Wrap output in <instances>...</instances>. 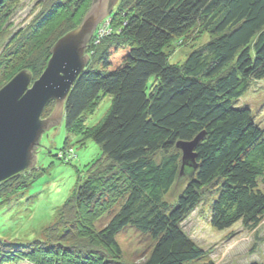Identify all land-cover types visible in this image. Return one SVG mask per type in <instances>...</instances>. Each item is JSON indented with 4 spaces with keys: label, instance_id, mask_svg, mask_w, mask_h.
Masks as SVG:
<instances>
[{
    "label": "trees",
    "instance_id": "1",
    "mask_svg": "<svg viewBox=\"0 0 264 264\" xmlns=\"http://www.w3.org/2000/svg\"><path fill=\"white\" fill-rule=\"evenodd\" d=\"M17 2L0 5V45L10 35L6 25ZM88 2L45 0L3 45L0 88L23 70L34 82L55 42L80 24ZM105 24L108 32L100 37ZM179 45L187 52L172 63L171 49ZM86 56L62 120L67 132L92 140L101 157L42 238L29 244L0 239V264H125L116 237L126 228L151 239L144 264H215L199 263L204 252L182 229L194 210L207 204L208 223L217 232L238 224L252 230L264 219V127L240 104L254 83L264 81V0H118L94 31ZM105 96L109 111L82 132L85 115ZM197 137L195 168L168 202L180 178L176 144ZM33 171L1 183L0 200L24 197ZM104 216L109 220L96 230Z\"/></svg>",
    "mask_w": 264,
    "mask_h": 264
},
{
    "label": "rangeland",
    "instance_id": "2",
    "mask_svg": "<svg viewBox=\"0 0 264 264\" xmlns=\"http://www.w3.org/2000/svg\"><path fill=\"white\" fill-rule=\"evenodd\" d=\"M44 1L18 0L6 25L7 33L10 35L4 38L3 45H6L11 35L26 27L40 11ZM91 3L92 0H89L84 15ZM117 3L118 0L111 7L112 10ZM202 37L204 41L207 39V35ZM190 40L186 38L180 44L184 45ZM3 45H0V51ZM181 45L171 49L172 63L184 59L187 51L178 49ZM0 79L2 83L4 78ZM240 104L251 109L258 127H264V81L254 83L242 97ZM110 105L108 96L100 98L95 108L85 115L82 132H86V128L101 123ZM55 106L56 103L52 102L44 112L42 119L48 118ZM62 119L63 107L58 124L51 126L39 140L35 152L33 177L24 197L9 204L0 200V239L3 241L29 244L42 238L44 231L57 219V214L64 203L84 180L89 165L101 157L100 148L92 140L79 135V131L78 133L67 132ZM63 150L68 152L71 150L70 156L59 157ZM187 178L188 175H184L177 179L166 197L168 202H173L181 193ZM207 211V204H203L182 223L185 234L204 252V257L199 263L207 261L215 264L264 263V219L252 230H246L238 224L229 230L217 232L208 223ZM108 220L109 217L104 216L96 221L94 224L96 230L102 228ZM116 242L121 252V262L125 264H144L152 247L151 239L133 228H126L118 234Z\"/></svg>",
    "mask_w": 264,
    "mask_h": 264
},
{
    "label": "water",
    "instance_id": "3",
    "mask_svg": "<svg viewBox=\"0 0 264 264\" xmlns=\"http://www.w3.org/2000/svg\"><path fill=\"white\" fill-rule=\"evenodd\" d=\"M115 2L92 0L80 24L54 44L38 80L33 82L31 74L23 70L0 89V184L34 167L41 136L58 124L61 108L88 64L87 42L100 21L111 13ZM51 102L56 103L53 112L42 119ZM198 142L197 137L192 142L176 144L181 152L180 177L193 172Z\"/></svg>",
    "mask_w": 264,
    "mask_h": 264
},
{
    "label": "built area",
    "instance_id": "4",
    "mask_svg": "<svg viewBox=\"0 0 264 264\" xmlns=\"http://www.w3.org/2000/svg\"><path fill=\"white\" fill-rule=\"evenodd\" d=\"M108 24H105V26L104 27H102L98 32V35H100V37L101 36H103V33L106 31V29H105V27L107 26Z\"/></svg>",
    "mask_w": 264,
    "mask_h": 264
}]
</instances>
